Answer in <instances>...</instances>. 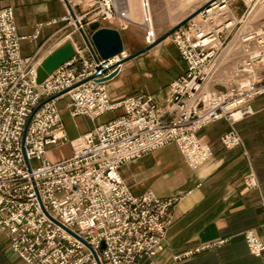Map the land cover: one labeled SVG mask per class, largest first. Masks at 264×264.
Here are the masks:
<instances>
[{
	"label": "built area",
	"instance_id": "2783aa9c",
	"mask_svg": "<svg viewBox=\"0 0 264 264\" xmlns=\"http://www.w3.org/2000/svg\"><path fill=\"white\" fill-rule=\"evenodd\" d=\"M72 1L62 0L61 20L75 27L83 43L72 40L75 55L41 83L40 63L22 53L14 7L0 8V234L25 264H144L166 242L178 198L152 189L136 193L122 168L175 144L188 166L198 169L213 155L199 133L220 120L230 126L221 145H244L237 123L254 114V100L264 96V24L239 44L231 45L232 33L263 0H244L241 18L232 0H214L177 28L170 37L186 70L161 101L148 92L112 97L111 80L102 79L120 57L101 58L87 43L86 29L94 21L112 22L116 0H94L80 14ZM142 6L146 11L149 3L142 0ZM151 35L149 30L147 40ZM238 49L220 87H211L221 62ZM64 99L73 118L121 114L81 134L80 146L72 147L60 107ZM65 145L72 155L50 161L48 149ZM244 183L259 187L254 172ZM244 238L253 254L264 255V236L248 230Z\"/></svg>",
	"mask_w": 264,
	"mask_h": 264
},
{
	"label": "crops",
	"instance_id": "0c3cea01",
	"mask_svg": "<svg viewBox=\"0 0 264 264\" xmlns=\"http://www.w3.org/2000/svg\"><path fill=\"white\" fill-rule=\"evenodd\" d=\"M90 1L85 0L87 3ZM149 3L151 11L155 2L149 0ZM8 6L15 9L25 57H36L41 63L69 37L81 43L73 36L74 32L65 37L67 27L61 20L65 10L60 0H0V8ZM201 6L199 4L195 9ZM141 11L144 14L143 7ZM191 12L181 15V19ZM108 27L120 31L116 26ZM36 34L37 37H34ZM178 64L179 67L168 74V83L151 92L160 101L167 97L171 81L186 70L182 58ZM154 72L158 74L159 70ZM62 102L66 104L67 99L62 100L60 105ZM253 106L255 113L237 123L244 140L242 146L227 149L221 145V135L230 129L225 120L214 122L200 131L204 143L213 149V155L198 169L188 166L174 144L124 168L125 180L136 193L147 189L154 191L155 185L163 191V194L159 193L161 197L178 198L171 210L174 222L166 242L158 255L145 260L144 264H264V255L253 254L244 238L248 230L264 236V96L255 99ZM120 114L121 111L107 113L95 121L79 116L85 123L83 133ZM72 153L71 147L69 156ZM250 172L255 173L258 188L246 187L244 178ZM221 240L224 243L175 259L176 255ZM0 264H25L11 251L8 238L3 234H0Z\"/></svg>",
	"mask_w": 264,
	"mask_h": 264
},
{
	"label": "rangeland",
	"instance_id": "374dc122",
	"mask_svg": "<svg viewBox=\"0 0 264 264\" xmlns=\"http://www.w3.org/2000/svg\"><path fill=\"white\" fill-rule=\"evenodd\" d=\"M93 1L94 0H91L89 3H87L85 0H73L72 3H78L77 6H74V9L77 14H80L88 9L89 5ZM144 1L149 3V0ZM204 1L205 0H154L155 5L152 3L153 9L149 11L151 27L154 32V41L158 40L161 36L174 28L177 23L180 22V20H183L180 17L181 15L190 13L191 10H194L199 4L205 5L211 0ZM60 2L66 11L62 0H60ZM119 2V0H116L117 17L110 23H104V27L111 25L120 29L123 34L122 38L126 52L125 54L130 55L152 43L147 40L149 31L147 26L148 17H146L144 9V14H142V0H127L126 7L122 6V4ZM231 2L232 9L235 12L237 11L238 17L241 18L245 11L244 0H232ZM126 14H130L131 20H128L125 17ZM245 20L246 21L239 24L232 33L233 35L235 34V37L231 45L241 43L243 37L248 36L253 30H258L264 24V0L255 7L252 13ZM63 22V24L67 27V33L65 37L74 32L73 36H76V38L80 39L81 43H83L81 34L75 31V27L73 25H67L66 21ZM86 33L88 35V40L91 41V35L93 31L88 27L86 29ZM69 40L72 41L73 39L69 37L67 41ZM239 52L240 49L234 50L230 58L227 57L223 62H221L219 72L217 73L214 81L211 83V87H220L219 83L221 79H223L222 77L224 76V70L232 67V63L238 59L235 56ZM180 59L181 58L178 50L169 36L144 54L126 62L122 74L114 80H111L108 84L112 97L118 98L140 92H155L157 89L162 88V86L168 83L166 82L169 79L168 74L171 73V70L177 69L179 67L178 63ZM157 69L159 70V73L153 74V72ZM227 80H229V78H225L224 82ZM65 105L66 104L62 102L60 106L63 108L62 115L66 126V131L68 137L73 140V143L71 144L72 147L78 148L80 146L79 137L85 130V123L79 117L73 118L70 112L65 109ZM70 153V145L65 146V148L50 147L48 149V156L52 162L63 160L68 157ZM32 164L34 166L37 165V161H33ZM125 167L126 166L122 168V174L124 178L125 175L123 170ZM154 186V191L156 190L155 192H158V195L159 193L163 194V191H159L160 189Z\"/></svg>",
	"mask_w": 264,
	"mask_h": 264
},
{
	"label": "water",
	"instance_id": "95a60500",
	"mask_svg": "<svg viewBox=\"0 0 264 264\" xmlns=\"http://www.w3.org/2000/svg\"><path fill=\"white\" fill-rule=\"evenodd\" d=\"M213 1L214 0H211L209 3L202 5L200 8L193 11L188 17L181 20L174 28L161 36L158 40L153 41L152 43L135 53L125 56H123V53L125 52L124 42L119 30L110 27H104L101 25L100 21H94L90 23L89 28L93 31V33L91 35V41L86 39L87 43L91 45L92 42L96 51L103 59H110L116 56L120 57V61L111 67V69H114V71L108 77L102 80L104 81L114 79L119 75V73L121 72V67L126 62L144 54L155 45L168 38L177 28L181 27L189 20L196 17ZM74 55L75 47L73 42L71 40L65 41L60 47L55 49L51 54L43 59V61H41L38 67V83L43 82L49 76V74H52L58 67L70 60Z\"/></svg>",
	"mask_w": 264,
	"mask_h": 264
},
{
	"label": "bare ground",
	"instance_id": "6f19581e",
	"mask_svg": "<svg viewBox=\"0 0 264 264\" xmlns=\"http://www.w3.org/2000/svg\"><path fill=\"white\" fill-rule=\"evenodd\" d=\"M119 1H120L119 3L122 4V6L126 7V5H127V0H119ZM146 1H147V0H146ZM146 4H148V3L146 2ZM149 11H150V9H149V7H147V11H145V13H146V17H148V23H147V26H148L149 30L152 31V35L149 36L148 41H149V42H153V41H154V32H153L152 27H151V21H150ZM122 15H123V14H122ZM125 17H126L128 20H131L130 14H126Z\"/></svg>",
	"mask_w": 264,
	"mask_h": 264
}]
</instances>
